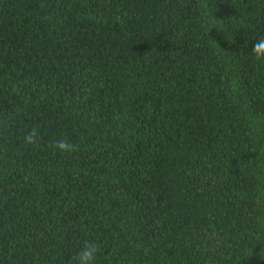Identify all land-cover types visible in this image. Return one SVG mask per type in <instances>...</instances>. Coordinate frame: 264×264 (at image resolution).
I'll use <instances>...</instances> for the list:
<instances>
[{
  "label": "trees",
  "instance_id": "1",
  "mask_svg": "<svg viewBox=\"0 0 264 264\" xmlns=\"http://www.w3.org/2000/svg\"><path fill=\"white\" fill-rule=\"evenodd\" d=\"M262 37L264 0H0V264H264Z\"/></svg>",
  "mask_w": 264,
  "mask_h": 264
},
{
  "label": "clouds",
  "instance_id": "2",
  "mask_svg": "<svg viewBox=\"0 0 264 264\" xmlns=\"http://www.w3.org/2000/svg\"><path fill=\"white\" fill-rule=\"evenodd\" d=\"M250 54L254 62L264 64V37L255 40ZM38 136V130L36 128L31 129L24 137L25 143L35 145L38 141ZM51 146L62 155H70L77 150V145L71 143L66 138L56 140ZM98 252L99 247L96 243H84L75 257V264H95Z\"/></svg>",
  "mask_w": 264,
  "mask_h": 264
}]
</instances>
